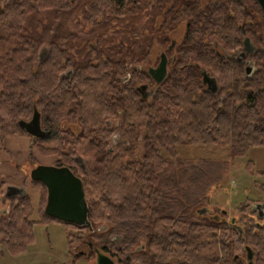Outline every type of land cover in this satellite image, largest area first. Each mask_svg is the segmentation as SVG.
Here are the masks:
<instances>
[{
    "label": "trees",
    "instance_id": "16d2710c",
    "mask_svg": "<svg viewBox=\"0 0 264 264\" xmlns=\"http://www.w3.org/2000/svg\"><path fill=\"white\" fill-rule=\"evenodd\" d=\"M77 14L87 32L77 33ZM183 23L170 49L169 34ZM154 44L166 52L167 76L143 100L136 89L154 87ZM34 110L44 139L18 127ZM9 137L33 140L39 156L81 180L92 227L45 216L46 189L28 181L38 221L28 195L0 198V247L11 255L32 245L36 223L55 222L70 230L71 256L85 244L116 264H248V248L251 264H264V216L247 203L233 223L201 213L231 162L264 147V14L256 0H0V141ZM178 146L231 154L182 159Z\"/></svg>",
    "mask_w": 264,
    "mask_h": 264
},
{
    "label": "rangeland",
    "instance_id": "374dc122",
    "mask_svg": "<svg viewBox=\"0 0 264 264\" xmlns=\"http://www.w3.org/2000/svg\"><path fill=\"white\" fill-rule=\"evenodd\" d=\"M209 1L201 0L203 5ZM145 20L143 18V21ZM71 21L72 23L78 21L79 28L77 30H79L77 33L89 30V27H86L80 20L79 15L78 17L73 16ZM143 21L141 20L142 24ZM160 21L161 18L157 17L151 27L154 29L158 28ZM184 26V23L181 24L173 33L169 34L168 38L175 42L172 49L181 41L184 34ZM215 51L218 54H224L218 45H215ZM162 53L166 54L164 49L154 44L150 54L149 68L157 66ZM117 121L115 119L111 121V124L116 127ZM114 140H117V138ZM32 144L33 140L19 137H9L0 141V184H4L0 198L6 195L8 188L15 189L19 192V195H22V193L28 195L33 208L31 220L36 222L39 220L36 212L38 193L28 183V181H31L30 172L38 166H52L54 159L39 156ZM176 151L182 159H217L226 161L231 154L230 149L226 147L178 146ZM247 161L253 163L254 168L252 171L245 169ZM256 172L264 173V147L251 148L246 154L235 158L231 162L230 174L223 180L219 194L216 196L211 194L207 209H203L201 213L207 216L222 214L225 219L231 220L233 223V220L239 217V206L247 203L251 211L263 217L264 191L262 187L264 188V177L257 175ZM23 183L26 184L25 187H22ZM1 208H4L3 204ZM69 231L55 222H47L42 225L36 223L33 226L34 241L27 251L21 255H11L5 247H0V264H95V254L91 253L92 250L90 251L85 244L81 247H76L74 250L75 256L67 253L66 233ZM71 232V234H74L76 230H71Z\"/></svg>",
    "mask_w": 264,
    "mask_h": 264
},
{
    "label": "water",
    "instance_id": "95a60500",
    "mask_svg": "<svg viewBox=\"0 0 264 264\" xmlns=\"http://www.w3.org/2000/svg\"><path fill=\"white\" fill-rule=\"evenodd\" d=\"M256 2L264 14V0H256ZM246 51H250V48L247 46ZM167 65V56L162 53L157 66L155 68H148L147 73L153 81L154 87L149 89L147 85H141L136 89V92L143 100L150 98L155 88L166 79ZM202 83L208 87L211 93L214 94L216 92L214 80L207 75L203 76ZM18 127L33 139H44L46 136V133L40 128V117L36 110L33 111L32 118L28 122L20 121ZM30 180L34 183H41L46 189L45 216L61 223L78 227L85 226L90 232L92 231L91 224L88 221V208L82 182L68 168L38 166L30 172ZM18 195V191L8 188L5 196L14 197ZM4 213H6V210H4ZM90 248H92L91 245ZM94 253L96 256L95 264H115L112 259L99 250L94 249ZM246 260L248 264H251L252 254L248 248H246Z\"/></svg>",
    "mask_w": 264,
    "mask_h": 264
}]
</instances>
